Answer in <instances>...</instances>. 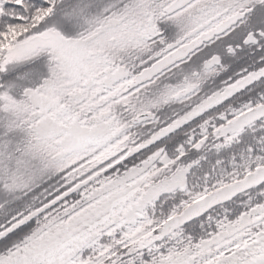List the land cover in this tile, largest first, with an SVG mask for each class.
<instances>
[{"label":"snow or ice","instance_id":"snow-or-ice-1","mask_svg":"<svg viewBox=\"0 0 264 264\" xmlns=\"http://www.w3.org/2000/svg\"><path fill=\"white\" fill-rule=\"evenodd\" d=\"M0 264H264V0H0Z\"/></svg>","mask_w":264,"mask_h":264}]
</instances>
